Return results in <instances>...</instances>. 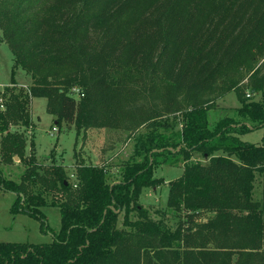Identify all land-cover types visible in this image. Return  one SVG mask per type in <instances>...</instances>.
<instances>
[{
    "label": "trees",
    "instance_id": "1",
    "mask_svg": "<svg viewBox=\"0 0 264 264\" xmlns=\"http://www.w3.org/2000/svg\"><path fill=\"white\" fill-rule=\"evenodd\" d=\"M0 41L14 86L18 69L31 77L0 91V191L16 194L13 212L40 217L38 180L62 196L51 203L61 214L54 239L0 241V264H264V144L240 138L264 127V0H0ZM230 91L240 105L211 117ZM32 97H46L56 123L77 135L148 131L134 134L117 180L81 161L76 182L55 162L47 179L8 130L27 124ZM16 154L29 164L20 180L3 169ZM180 160L154 216L142 189L161 183L157 164Z\"/></svg>",
    "mask_w": 264,
    "mask_h": 264
},
{
    "label": "rangeland",
    "instance_id": "2",
    "mask_svg": "<svg viewBox=\"0 0 264 264\" xmlns=\"http://www.w3.org/2000/svg\"><path fill=\"white\" fill-rule=\"evenodd\" d=\"M12 64L13 56L9 46L0 41V91L2 92L7 86L12 88V92H18L19 86L27 87L31 82L30 75L18 69L16 73L18 82L14 86L11 82ZM10 94L11 91L6 92L7 97ZM259 96L260 93L253 98L257 99ZM239 105L240 101L236 92L230 91L215 101L210 116L215 118L227 113V108ZM1 108L5 109L6 106L2 104ZM28 109L27 124H23L22 119L12 120L8 130L26 139L25 157L34 154L37 163H40L38 172L46 175L47 179L50 177L45 169L55 162L62 164L71 182H76L75 165L76 162L81 161L87 164L104 165L109 180H117L120 178L121 163L135 152L134 134L138 131L145 134L148 131L145 126L133 132L123 128L105 126L91 127L77 135L73 126L68 127L66 123L61 125L56 123L55 116L47 110L46 97L30 98ZM228 113L232 112L228 111ZM1 138L0 134V144ZM240 138L247 142L264 144V127H253L240 135ZM193 158L202 162L207 161V158L200 153H195ZM28 166L29 164H25L24 160L16 154L12 161L3 164V169L6 176L20 180L21 174L27 170ZM183 166L181 160L173 165L165 162L155 166L153 174L161 183L155 187L143 188L140 198V201L152 210L154 216H157L155 211L163 207L167 199L168 182L182 173ZM38 181L34 189L42 191L47 202L46 205L39 206L41 217L22 210L13 212L12 205L16 194L12 191H0V241L45 243L54 239V232H57L61 225V214L59 207L51 203L55 198L57 201L61 200L62 196L60 192L51 194L44 190L48 181L42 179ZM28 183L29 181L26 184ZM254 193L255 198L261 197L262 185L259 179L255 181Z\"/></svg>",
    "mask_w": 264,
    "mask_h": 264
},
{
    "label": "built area",
    "instance_id": "3",
    "mask_svg": "<svg viewBox=\"0 0 264 264\" xmlns=\"http://www.w3.org/2000/svg\"><path fill=\"white\" fill-rule=\"evenodd\" d=\"M1 106H2V104H1ZM54 129H57L56 127H54Z\"/></svg>",
    "mask_w": 264,
    "mask_h": 264
}]
</instances>
